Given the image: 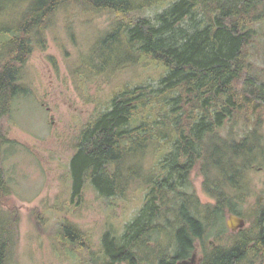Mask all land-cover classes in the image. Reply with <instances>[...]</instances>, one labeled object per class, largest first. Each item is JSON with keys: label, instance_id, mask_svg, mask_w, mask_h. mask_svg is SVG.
<instances>
[{"label": "trees", "instance_id": "trees-1", "mask_svg": "<svg viewBox=\"0 0 264 264\" xmlns=\"http://www.w3.org/2000/svg\"><path fill=\"white\" fill-rule=\"evenodd\" d=\"M158 2L28 0L0 46V116L26 91L22 71L32 40L44 41L58 10L75 4L114 13L119 20L97 44H110L116 52L107 56L108 62L101 59L103 68L96 73L119 69L139 53L166 72L156 86L124 87L84 128L70 161L72 196L82 195L86 179L103 195L122 194L141 175L130 161L150 146L160 148L166 158L163 172L146 176L149 190L137 216L120 237L103 234V257L91 264H144L137 250L148 247L151 229H171L174 242L169 248L160 246L155 264H176L197 240L203 248L199 264H253L259 252L264 254V205L251 212L254 231L240 230L229 245L210 244L208 239L227 231L228 214L245 217L243 204L256 192L252 171L264 167L262 119L252 122L250 117L264 107V68L253 61L249 49L258 35L256 25L264 22V0H173L154 19L130 17ZM142 109L148 110L144 119ZM160 125L168 129L159 133ZM225 126L227 136L221 134ZM195 167L211 202H202L192 186ZM5 187L0 167L1 193ZM0 214V264H7L16 220ZM159 218L162 223L150 228ZM63 232L73 242L83 236L70 223Z\"/></svg>", "mask_w": 264, "mask_h": 264}, {"label": "rangeland", "instance_id": "rangeland-1", "mask_svg": "<svg viewBox=\"0 0 264 264\" xmlns=\"http://www.w3.org/2000/svg\"><path fill=\"white\" fill-rule=\"evenodd\" d=\"M27 1L0 0V46L10 37L8 28ZM172 1L159 0L130 17L154 19ZM118 20L114 13L85 10L71 4L58 10L43 42L32 40L33 49L22 71L26 91L19 93L9 112L0 116V130L5 139L0 141V167L6 186L5 193L0 192V211L16 220L7 264H91L101 259L103 234L110 231L120 237L124 233L126 224L145 201L149 189L146 176L160 170L162 152L158 155L150 150L144 158L143 174L131 179L122 194L103 195L86 179L82 195L72 196L70 161L84 128L111 106L114 95L124 87L156 86L166 72L163 66L141 55L119 69L96 73L104 65L101 59L106 57L108 62L107 56L116 52L110 44L97 43ZM256 27L258 35L249 49L261 69L264 68V22ZM140 113L144 119L148 110L142 109ZM150 115L153 117V113ZM250 117L252 122L257 117L262 119L264 132V107ZM166 129L168 126L160 125L158 131L164 133ZM235 130L242 133L236 127ZM221 134L228 135L227 126L221 129ZM190 173L200 200L213 201L202 190L198 168ZM251 176L256 192L242 207L247 231H254L251 212L264 205L261 192L264 168L254 169ZM1 222L2 216L0 225ZM68 223L83 232L78 242L64 236V225ZM236 235L237 232L227 228L210 239L229 245ZM162 239L153 233L148 247L137 250L142 263L155 264L160 244L165 240ZM253 263L264 264V254L254 257Z\"/></svg>", "mask_w": 264, "mask_h": 264}, {"label": "bare ground", "instance_id": "bare-ground-1", "mask_svg": "<svg viewBox=\"0 0 264 264\" xmlns=\"http://www.w3.org/2000/svg\"><path fill=\"white\" fill-rule=\"evenodd\" d=\"M137 55H139V56H141V55H144L143 53H139V54H137ZM139 58V57H138ZM128 62H126V64H127ZM126 64H124L123 66H125ZM112 71H114L113 69H111ZM2 139L3 140H5L4 139V137L2 136V134L0 133V141H2ZM153 151L154 153H156V154H159L160 152H161V149L160 148H153V147H149L148 149H145V151L146 152H149V151ZM145 156H146V153H145V155H142V156H140V157H138L137 159H135V160H131L130 162L131 163H135L136 164V166H137V170H139L140 172H141V174H142V168H143V165H144V158H145ZM159 158H161L160 159V163L166 158V156L165 155H159ZM162 160V161H161ZM164 166V165H163ZM163 166H162V164H161V166H160V170H158V173H160V172H163L164 170H163ZM162 167V168H161ZM164 168H165V166H164ZM259 168H262V166H260ZM258 168V169H259ZM264 168V167H263ZM141 176V175H140ZM86 182V181H85ZM85 184V183H84ZM148 186H149V184H148ZM183 188H185V186L183 187ZM149 190V189H148ZM258 199L259 200H261V198L260 197H258ZM140 211V210H139ZM139 211H138V213H139ZM230 214H234V213H230ZM230 214H228L227 215V218H228V216L230 215ZM237 215V214H236ZM137 216V215H136ZM135 216V217H136ZM238 216H240V215H238ZM134 217V218H135ZM240 217H243V216H240ZM133 218V219H134ZM227 218L225 219V222L227 221ZM244 219H245V217H243ZM132 219V220H133ZM131 220V221H132ZM130 221V222H131ZM162 219H156V221H154L153 223H151V225H150V228H154L153 226H155L156 224H159V223H162ZM246 221V220H245ZM226 226H227V222H226ZM245 227V226H244ZM244 227L243 228H239V229H237L236 231H233V230H231L228 226H227V228L228 229H230L232 232H237V235L239 234V232H240V230H245L244 229ZM152 231H149L148 232V236L149 237H151V235L154 233V234H156V235H158V236H161V237H163V239H162V241L164 240V242H162V244H160L161 246H163L164 245V247L165 248H167L169 245L171 246L172 244H174V242H173V236H172V233L170 232V231H172L171 229H169V230H166V229H164L163 231H162V233H161V230H158V232L156 231V229H151ZM161 233V234H160ZM208 242L210 243V244H220V243H217V241L216 240H211L210 238L208 239ZM169 246V247H170ZM168 247V248H169ZM171 251H172V249H170ZM199 251L201 252V255H199ZM167 253H170V251H168ZM259 253H262V252H259ZM202 254H203V248H202V245H201V243L197 240V241H195V243H194V248L191 250V252L189 253V255L187 256V257H185V258H181V259H179V260H176V264H179L180 262H181V260H186L187 262H194L195 264H196V261H197V259L199 258V257H201V259H200V261H199V263L201 262V260H202ZM253 262H254V259H253ZM193 263V264H194ZM198 263V264H199ZM254 264V263H253Z\"/></svg>", "mask_w": 264, "mask_h": 264}, {"label": "water", "instance_id": "water-1", "mask_svg": "<svg viewBox=\"0 0 264 264\" xmlns=\"http://www.w3.org/2000/svg\"><path fill=\"white\" fill-rule=\"evenodd\" d=\"M227 226L236 231L239 228H243L246 225V221L243 217H240L236 214H230L227 218ZM194 262H187L186 260H181L179 264H193Z\"/></svg>", "mask_w": 264, "mask_h": 264}, {"label": "flooded vegetation", "instance_id": "flooded-vegetation-1", "mask_svg": "<svg viewBox=\"0 0 264 264\" xmlns=\"http://www.w3.org/2000/svg\"><path fill=\"white\" fill-rule=\"evenodd\" d=\"M0 133H1V130H0ZM200 259H201V257H199V258L197 259L196 264L199 263ZM194 264H195V263H194Z\"/></svg>", "mask_w": 264, "mask_h": 264}]
</instances>
